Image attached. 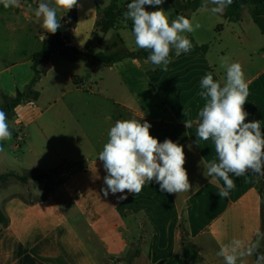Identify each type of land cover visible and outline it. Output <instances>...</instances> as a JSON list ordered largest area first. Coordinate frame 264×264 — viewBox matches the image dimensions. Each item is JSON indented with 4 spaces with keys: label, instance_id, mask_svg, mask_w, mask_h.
Returning <instances> with one entry per match:
<instances>
[{
    "label": "crops",
    "instance_id": "0c3cea01",
    "mask_svg": "<svg viewBox=\"0 0 264 264\" xmlns=\"http://www.w3.org/2000/svg\"><path fill=\"white\" fill-rule=\"evenodd\" d=\"M35 2L20 0L19 7L0 12V21H5L0 25V109L18 93H27L35 75L33 56L50 35L45 33L47 39L41 42L44 30L34 16ZM110 4L78 0L66 13L58 12L68 48L106 55L143 50L125 28L132 27L130 19L102 33L97 43L102 12ZM202 4L186 17L192 21ZM224 12L218 14L222 22L212 27L213 34L201 28L198 34H184L191 50L178 57L173 50L167 71L145 63L144 57H125L109 66L85 58L50 60V70L33 88L38 98L26 95L7 115L16 143L8 150L0 141V175H48L40 184L32 178L27 183L10 178L0 185V208L7 218L0 224V264H126L136 246L139 256L133 264H177L182 230L199 255L186 264H224L217 255L221 248L238 240V251L246 250L258 231L264 233L259 176L230 174L235 187L227 198L219 197L223 180L209 183L212 178L204 175L205 165L218 162L214 143H196V121L206 103L199 95L200 82L211 73L223 86L222 61L242 65L250 93L244 105L246 122L259 120L264 132V15L255 18L245 8L235 22ZM10 19L30 23L33 42L26 43L25 28H14ZM68 95L71 100L53 108L55 100ZM130 119L149 122L150 134L160 142L167 138L184 146L190 191L168 194L155 182H146L139 194H128L123 201L118 200L120 193L103 196L106 172L98 154L114 123ZM186 119L193 121L189 129ZM258 252L264 253V239ZM255 259V254L241 257L237 264H254Z\"/></svg>",
    "mask_w": 264,
    "mask_h": 264
},
{
    "label": "clouds",
    "instance_id": "9594fccd",
    "mask_svg": "<svg viewBox=\"0 0 264 264\" xmlns=\"http://www.w3.org/2000/svg\"><path fill=\"white\" fill-rule=\"evenodd\" d=\"M164 2L130 0L123 15L125 20L132 21L136 47L150 52L145 63L167 71L173 50L177 57L191 50V41L184 34L195 31L201 25H193L183 15L170 20L162 7L154 11L146 10V6H161ZM0 3L5 8L20 6V0H0ZM231 3L232 0H204L202 7L214 5L210 11L219 14ZM77 4L78 0H39L33 12L44 30L40 36L41 42L47 39L45 33L54 35L61 28L63 16L58 17V12L64 10L66 13ZM28 7L31 9L32 5ZM220 67L226 69L223 86L214 80L211 73L206 74L200 82L202 90L199 95L206 103L198 113L196 143L199 146V141L209 139L214 143L218 162L205 165L204 175L212 178L209 183L217 177L222 179L224 186L220 187L218 195L227 198L235 187L230 174L240 177L251 172L264 176V132L259 120L246 122L248 113L244 105L250 93L242 65L222 61ZM141 120H117L109 129L108 140L98 154L106 172L103 177L106 187L101 188L103 196L106 198L109 193H120L118 200L123 201L128 194H139L146 182H155L161 192L168 194L190 191L192 185L184 167V146L167 138L160 142L150 134L151 124ZM184 123L187 129L193 126L190 119ZM11 136L7 113L0 109V141ZM261 239H264V233L258 231L257 240L246 250L238 251L241 242L234 240L231 246L221 248L217 255L223 257L224 264H237L241 257L255 254L254 264H264V253L258 252Z\"/></svg>",
    "mask_w": 264,
    "mask_h": 264
},
{
    "label": "trees",
    "instance_id": "16d2710c",
    "mask_svg": "<svg viewBox=\"0 0 264 264\" xmlns=\"http://www.w3.org/2000/svg\"><path fill=\"white\" fill-rule=\"evenodd\" d=\"M127 4L130 0H111V4L106 7L101 16L99 22L100 32L103 34L108 33L111 29L116 28L122 22H125L124 12L127 11V5L124 7V2ZM202 0H194L191 2L193 8H198L201 6ZM244 8H249L254 17L258 18L264 15V0H232V3L225 8L224 16L229 21H239L242 16ZM66 37L62 34L60 29L53 35L50 34L47 41L44 42L43 50L33 56V71L35 73L33 80L27 88V93H18L15 99L7 100L4 110L7 115L13 111L24 99L26 95L32 96L37 99L39 93L34 91L35 85L45 76L50 70L49 62L56 56H60L70 60H76L80 58H85L95 64L112 65L125 57H144L147 58L150 55L148 50H141L137 53L126 54L123 52H117L111 55H106L104 53H96L90 49H70L64 47V39ZM48 177L47 174L40 171H30L24 175H18L15 172H10L7 174L0 175V185L6 184L10 178H15L22 183H27L30 178H32L36 184H40L44 179ZM259 187L262 193L263 199V216H264V176H259ZM7 218L0 208V224H6ZM182 230V229H181ZM183 240L181 241L180 251L176 255L177 264H186L187 260H198L199 255L191 247L185 231L182 230ZM260 253V252H259ZM139 256V250H136L134 254H128L126 261L127 264H133V259Z\"/></svg>",
    "mask_w": 264,
    "mask_h": 264
},
{
    "label": "rangeland",
    "instance_id": "374dc122",
    "mask_svg": "<svg viewBox=\"0 0 264 264\" xmlns=\"http://www.w3.org/2000/svg\"><path fill=\"white\" fill-rule=\"evenodd\" d=\"M194 0H165V2L161 5V6H146V10L148 11H154L157 10V7H162L168 14L169 19H175L176 16H178V11L180 14L183 13V16L186 17L187 13L190 11V9H193V6L189 5L191 4V2H193ZM204 3V0L201 1V4ZM35 6L37 7V5L35 4ZM211 7H214V5L209 4L207 8H203L201 11H199L196 14H192L191 15V19H192V23L193 25H195L196 23H199L201 25V29H204V33L207 34L210 33L212 27L214 26V30L216 29L217 25L219 23L222 22V17H219L218 14H213L210 9ZM245 9V8H244ZM4 10L7 11V9L4 7V5L2 3H0V12H2ZM185 14V15H184ZM10 22L13 23V27L14 28H19L20 30L24 29V33L26 35V43H31L34 40V34L33 37L30 34L32 30L31 24L26 22L25 20H17V19H10ZM130 24L132 25V21H129ZM5 21H0V25L1 27L4 26ZM128 31V34H132V27H125ZM200 28L196 29L195 31H193L192 33L194 34H198V32L200 33ZM207 31V32H206ZM210 34H213L212 32ZM102 33H98L97 35V43L100 41V39L102 38ZM117 42V39L113 40V42ZM114 44H111L109 46V49H113ZM49 80V79H48ZM49 81H47L46 83H44V87H46L48 85ZM73 99V98H72ZM62 100V99H61ZM59 100H55L56 104L53 106V108H58L60 105L65 104L66 101L71 100V95H68L65 99L63 98V100L61 101ZM50 102H52V100H49ZM49 102H47L48 104ZM46 104V105H47ZM3 146H5L8 150H10V146L12 144L16 143V139L15 136H11L10 139H6L3 141ZM15 169H19V167L17 165H15ZM139 246H136L135 248L133 247L130 250V254H134V252L136 250H138ZM180 251V249H179ZM261 253V252H260ZM127 256V254H126ZM126 256L124 258H126ZM127 264V263H126Z\"/></svg>",
    "mask_w": 264,
    "mask_h": 264
},
{
    "label": "built area",
    "instance_id": "2783aa9c",
    "mask_svg": "<svg viewBox=\"0 0 264 264\" xmlns=\"http://www.w3.org/2000/svg\"><path fill=\"white\" fill-rule=\"evenodd\" d=\"M35 3H36V5H38V3H39V0H36V2H35ZM64 44H65V45H64V47H65V48H68V43H67V40H66V38L64 39Z\"/></svg>",
    "mask_w": 264,
    "mask_h": 264
}]
</instances>
